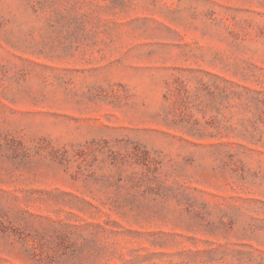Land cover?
I'll list each match as a JSON object with an SVG mask.
<instances>
[{
	"label": "rangeland",
	"instance_id": "obj_1",
	"mask_svg": "<svg viewBox=\"0 0 264 264\" xmlns=\"http://www.w3.org/2000/svg\"><path fill=\"white\" fill-rule=\"evenodd\" d=\"M0 264H264V0H0Z\"/></svg>",
	"mask_w": 264,
	"mask_h": 264
}]
</instances>
